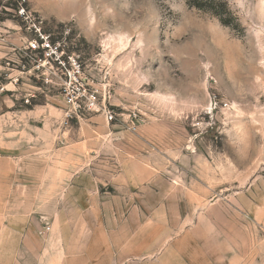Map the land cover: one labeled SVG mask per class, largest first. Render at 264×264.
I'll return each instance as SVG.
<instances>
[{
    "label": "rangeland",
    "instance_id": "obj_1",
    "mask_svg": "<svg viewBox=\"0 0 264 264\" xmlns=\"http://www.w3.org/2000/svg\"><path fill=\"white\" fill-rule=\"evenodd\" d=\"M224 1L230 16L0 0V235L102 230L120 264H264V0ZM38 32L81 56L114 122L63 124Z\"/></svg>",
    "mask_w": 264,
    "mask_h": 264
},
{
    "label": "crops",
    "instance_id": "obj_2",
    "mask_svg": "<svg viewBox=\"0 0 264 264\" xmlns=\"http://www.w3.org/2000/svg\"><path fill=\"white\" fill-rule=\"evenodd\" d=\"M32 223V222H31ZM81 227V220L77 222ZM6 236L0 235V264H120L103 231H84L83 229L61 230L54 225H41L34 235L29 224ZM27 228V229H26ZM99 234L97 236L96 234ZM124 243V242H123ZM142 253L141 247L134 242L124 243V255Z\"/></svg>",
    "mask_w": 264,
    "mask_h": 264
},
{
    "label": "built area",
    "instance_id": "obj_3",
    "mask_svg": "<svg viewBox=\"0 0 264 264\" xmlns=\"http://www.w3.org/2000/svg\"><path fill=\"white\" fill-rule=\"evenodd\" d=\"M36 48L41 52V58L35 62L36 66L46 62L56 69L53 74L59 80V92L66 108L64 125L73 119L83 120L91 115H100L107 123L116 120L114 110L106 104L107 92L86 74L78 53L67 52L62 42L52 41L50 36L40 32ZM132 124L134 131L135 122Z\"/></svg>",
    "mask_w": 264,
    "mask_h": 264
},
{
    "label": "trees",
    "instance_id": "obj_4",
    "mask_svg": "<svg viewBox=\"0 0 264 264\" xmlns=\"http://www.w3.org/2000/svg\"><path fill=\"white\" fill-rule=\"evenodd\" d=\"M186 4L191 7H195L203 10H212L216 17H221V15L230 16L228 12L227 5L224 0H217L216 4L212 0H184ZM220 22L224 23L220 18Z\"/></svg>",
    "mask_w": 264,
    "mask_h": 264
},
{
    "label": "bare ground",
    "instance_id": "obj_5",
    "mask_svg": "<svg viewBox=\"0 0 264 264\" xmlns=\"http://www.w3.org/2000/svg\"><path fill=\"white\" fill-rule=\"evenodd\" d=\"M76 1H80V0H76Z\"/></svg>",
    "mask_w": 264,
    "mask_h": 264
}]
</instances>
